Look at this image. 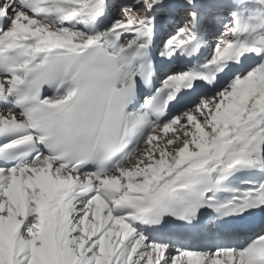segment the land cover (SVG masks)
Here are the masks:
<instances>
[{
	"label": "snow or ice",
	"instance_id": "snow-or-ice-1",
	"mask_svg": "<svg viewBox=\"0 0 264 264\" xmlns=\"http://www.w3.org/2000/svg\"><path fill=\"white\" fill-rule=\"evenodd\" d=\"M53 261L264 264V0H0V264Z\"/></svg>",
	"mask_w": 264,
	"mask_h": 264
},
{
	"label": "bare ground",
	"instance_id": "bare-ground-1",
	"mask_svg": "<svg viewBox=\"0 0 264 264\" xmlns=\"http://www.w3.org/2000/svg\"><path fill=\"white\" fill-rule=\"evenodd\" d=\"M202 52H204L206 54V49H202ZM46 91L48 94H51L53 90L51 89V90H46ZM243 173L244 172H237L230 178H240ZM216 178H218V174H213V179H216Z\"/></svg>",
	"mask_w": 264,
	"mask_h": 264
},
{
	"label": "rangeland",
	"instance_id": "rangeland-1",
	"mask_svg": "<svg viewBox=\"0 0 264 264\" xmlns=\"http://www.w3.org/2000/svg\"><path fill=\"white\" fill-rule=\"evenodd\" d=\"M52 264H55V262L53 261Z\"/></svg>",
	"mask_w": 264,
	"mask_h": 264
}]
</instances>
